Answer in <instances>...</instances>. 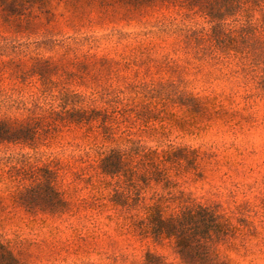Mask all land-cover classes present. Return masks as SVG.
I'll return each instance as SVG.
<instances>
[{
    "label": "rangeland",
    "instance_id": "374dc122",
    "mask_svg": "<svg viewBox=\"0 0 264 264\" xmlns=\"http://www.w3.org/2000/svg\"><path fill=\"white\" fill-rule=\"evenodd\" d=\"M48 1L45 10L0 7V120L57 126L47 135L40 130L35 142L0 145V240L24 264H203L197 256L184 259L174 240L138 231L147 208L171 193L187 205L212 208L231 225L233 234L213 243L219 264H264L261 73H235L234 56L211 63L186 53L175 28L162 30L182 25L177 9L129 17L102 0ZM249 1L221 11L231 0H213L219 23L242 47L249 26L263 18ZM208 22L198 16L186 24L210 33ZM256 37H263L260 29ZM188 98L202 108L188 106ZM77 111L85 113L80 124L55 120ZM179 148L198 151L196 170L165 163L173 187L142 185V200L130 208L112 201L108 183L116 180L100 169L112 151L130 153L124 159L134 167L143 159L137 151L161 155ZM12 167L49 169L54 186L15 181ZM37 187L46 206L58 192L64 211L21 205L22 194ZM182 205L168 203L163 211L177 213Z\"/></svg>",
    "mask_w": 264,
    "mask_h": 264
},
{
    "label": "trees",
    "instance_id": "16d2710c",
    "mask_svg": "<svg viewBox=\"0 0 264 264\" xmlns=\"http://www.w3.org/2000/svg\"><path fill=\"white\" fill-rule=\"evenodd\" d=\"M72 2H86L88 0H66ZM109 2L102 0L101 6L114 7L120 5L125 16H142L156 7H166L177 9L181 16L182 25L171 23L163 27V31H171L173 28L179 34V43L186 53L191 54L199 61L211 63H220L224 58L234 56L237 58V65L240 67L237 74H251L260 72L258 88L264 90V0H250L251 10L259 9L263 12V18L260 26H249L247 44L244 47L238 44L237 38L228 35L223 26L219 23L216 12V5L213 0H115ZM13 5L15 8L27 9L29 5L33 7L38 5L41 10L47 9L48 0H0V7ZM233 5V8H241L242 0H231L230 5L220 6V10H226ZM47 12V11H46ZM204 17L209 20L212 26L211 32L193 29L186 23L192 22L196 17ZM263 33L262 38H257L258 30ZM186 104L193 108H202V102L196 98L186 99ZM56 119L68 123L80 124L85 120V113L80 111L71 113L70 117L60 114ZM40 120L33 124H24L12 120H0V145L2 144H28L35 142L40 130L44 134H50L57 130L55 123H47L45 129L42 128ZM108 130V129H107ZM130 153L112 151L109 156L101 162L100 169L104 176L116 180L114 183L109 182V186H114L112 201L116 205L130 208L137 205L141 200L142 185L148 186L151 181L164 183L165 188L169 189L172 182L166 177V170L162 168L165 163H170L172 168L184 170H196V164L199 153L196 150L188 148L170 149L164 151L161 155L156 152L141 154L137 151L135 154L141 156L142 161L136 166L130 167L125 162V157ZM162 158L159 163L155 159ZM145 168L146 172L141 174V169ZM149 169V170H148ZM9 175L15 181L19 179L30 178L34 181V186H54V173L49 170H35L12 167ZM38 188H32L22 194L21 205L32 210H49L52 213H62L66 207V202L58 193H54L52 204L49 206L47 198L39 197ZM41 201V202H40ZM43 201V202H42ZM179 201L182 205L177 213L165 214L164 205ZM187 199L183 196H175L168 193L161 196L158 200L147 208L145 219L138 221L136 226L140 235L144 237L151 236L157 241L164 239L174 240L179 254L184 259H191L197 256L203 264H219L213 243L215 240H225L233 234V228L221 217L215 210L201 204L187 205ZM45 205V206H44ZM168 207V206H166ZM193 252H196L194 255ZM155 258L148 254V260ZM0 264H24L11 251L8 245L0 240Z\"/></svg>",
    "mask_w": 264,
    "mask_h": 264
}]
</instances>
